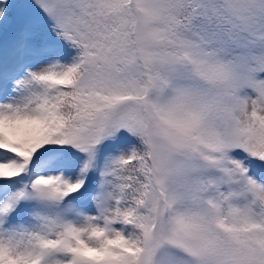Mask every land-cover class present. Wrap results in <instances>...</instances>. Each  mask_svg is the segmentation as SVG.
Returning <instances> with one entry per match:
<instances>
[{"label": "snow or ice", "instance_id": "1", "mask_svg": "<svg viewBox=\"0 0 264 264\" xmlns=\"http://www.w3.org/2000/svg\"><path fill=\"white\" fill-rule=\"evenodd\" d=\"M0 264H264V0H0Z\"/></svg>", "mask_w": 264, "mask_h": 264}]
</instances>
